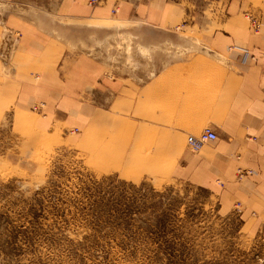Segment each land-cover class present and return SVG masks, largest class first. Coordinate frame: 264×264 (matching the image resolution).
Instances as JSON below:
<instances>
[{
    "label": "crops",
    "instance_id": "0c3cea01",
    "mask_svg": "<svg viewBox=\"0 0 264 264\" xmlns=\"http://www.w3.org/2000/svg\"><path fill=\"white\" fill-rule=\"evenodd\" d=\"M115 7L0 0V132L71 146L101 175L193 185L239 208L264 239V0L229 2L215 26L189 32L198 39H185L181 57L174 53L185 13L176 6ZM246 16L258 19V32ZM113 19L122 30L96 26ZM73 29L88 31L62 37ZM206 127L217 140L190 152L187 137Z\"/></svg>",
    "mask_w": 264,
    "mask_h": 264
},
{
    "label": "rangeland",
    "instance_id": "374dc122",
    "mask_svg": "<svg viewBox=\"0 0 264 264\" xmlns=\"http://www.w3.org/2000/svg\"><path fill=\"white\" fill-rule=\"evenodd\" d=\"M137 1L111 0L114 7ZM164 1L185 13L174 53L181 57L189 53L185 39H198L189 32L215 26L233 0ZM96 26L123 29L115 19ZM87 31L63 30L62 37ZM238 210L178 180L101 175L71 146L0 132V264H264V239Z\"/></svg>",
    "mask_w": 264,
    "mask_h": 264
},
{
    "label": "built area",
    "instance_id": "2783aa9c",
    "mask_svg": "<svg viewBox=\"0 0 264 264\" xmlns=\"http://www.w3.org/2000/svg\"><path fill=\"white\" fill-rule=\"evenodd\" d=\"M94 1V0H93ZM250 20V24L252 26L253 32L256 33L259 31L261 24L259 23L258 19L255 17H248ZM242 54H243V63L248 62L251 59V56L247 54L246 50L240 49ZM34 111L35 110H40V108H33ZM76 133L77 130L75 129V131H73V133ZM217 140V135L212 131L211 128L206 127L205 129H203L197 136L195 135H191L189 137H187L186 139V144H187V148L190 151L193 152H199L200 149L202 148V146L206 145L209 142H214ZM252 172L251 171H240L239 170V174L238 177L240 176H245V175H251Z\"/></svg>",
    "mask_w": 264,
    "mask_h": 264
},
{
    "label": "bare ground",
    "instance_id": "6f19581e",
    "mask_svg": "<svg viewBox=\"0 0 264 264\" xmlns=\"http://www.w3.org/2000/svg\"><path fill=\"white\" fill-rule=\"evenodd\" d=\"M17 38V37H16ZM6 39V38H5ZM10 41V40H9Z\"/></svg>",
    "mask_w": 264,
    "mask_h": 264
}]
</instances>
